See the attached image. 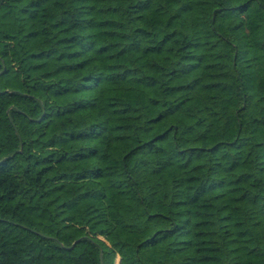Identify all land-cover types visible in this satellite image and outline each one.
Segmentation results:
<instances>
[{
	"label": "trees",
	"instance_id": "obj_1",
	"mask_svg": "<svg viewBox=\"0 0 264 264\" xmlns=\"http://www.w3.org/2000/svg\"><path fill=\"white\" fill-rule=\"evenodd\" d=\"M0 264H264V0H0Z\"/></svg>",
	"mask_w": 264,
	"mask_h": 264
}]
</instances>
